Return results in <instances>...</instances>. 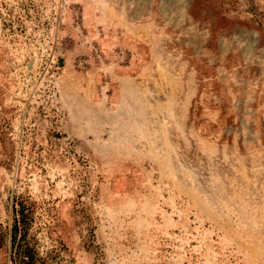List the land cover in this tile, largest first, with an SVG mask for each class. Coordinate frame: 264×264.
I'll return each mask as SVG.
<instances>
[{
  "label": "rangeland",
  "instance_id": "1",
  "mask_svg": "<svg viewBox=\"0 0 264 264\" xmlns=\"http://www.w3.org/2000/svg\"><path fill=\"white\" fill-rule=\"evenodd\" d=\"M264 264V0H0V264Z\"/></svg>",
  "mask_w": 264,
  "mask_h": 264
},
{
  "label": "trees",
  "instance_id": "2",
  "mask_svg": "<svg viewBox=\"0 0 264 264\" xmlns=\"http://www.w3.org/2000/svg\"><path fill=\"white\" fill-rule=\"evenodd\" d=\"M19 217L15 218L11 230V249L13 264H43L28 239L30 229L29 214L26 207L19 204Z\"/></svg>",
  "mask_w": 264,
  "mask_h": 264
}]
</instances>
